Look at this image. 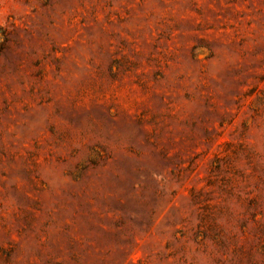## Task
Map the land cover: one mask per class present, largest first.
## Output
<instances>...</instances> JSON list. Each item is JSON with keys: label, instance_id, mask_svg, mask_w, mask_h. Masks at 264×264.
<instances>
[{"label": "rangeland", "instance_id": "374dc122", "mask_svg": "<svg viewBox=\"0 0 264 264\" xmlns=\"http://www.w3.org/2000/svg\"><path fill=\"white\" fill-rule=\"evenodd\" d=\"M0 264H264V0H0Z\"/></svg>", "mask_w": 264, "mask_h": 264}]
</instances>
